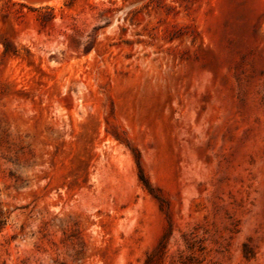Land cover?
Listing matches in <instances>:
<instances>
[{
	"label": "rangeland",
	"instance_id": "rangeland-1",
	"mask_svg": "<svg viewBox=\"0 0 264 264\" xmlns=\"http://www.w3.org/2000/svg\"><path fill=\"white\" fill-rule=\"evenodd\" d=\"M0 264H264V0H0Z\"/></svg>",
	"mask_w": 264,
	"mask_h": 264
},
{
	"label": "bare ground",
	"instance_id": "bare-ground-1",
	"mask_svg": "<svg viewBox=\"0 0 264 264\" xmlns=\"http://www.w3.org/2000/svg\"><path fill=\"white\" fill-rule=\"evenodd\" d=\"M56 2H57V0H56ZM28 3V2H27ZM48 3V2H47ZM30 4H31V1H30ZM50 4V3H49ZM54 4V3H53ZM43 5H45V4H43ZM55 5V4H54ZM33 6V5H32ZM36 6V5H35Z\"/></svg>",
	"mask_w": 264,
	"mask_h": 264
},
{
	"label": "trees",
	"instance_id": "trees-1",
	"mask_svg": "<svg viewBox=\"0 0 264 264\" xmlns=\"http://www.w3.org/2000/svg\"><path fill=\"white\" fill-rule=\"evenodd\" d=\"M143 180V179H142Z\"/></svg>",
	"mask_w": 264,
	"mask_h": 264
}]
</instances>
